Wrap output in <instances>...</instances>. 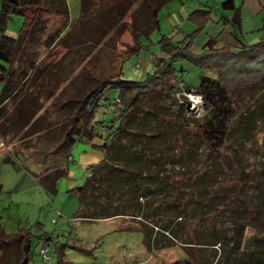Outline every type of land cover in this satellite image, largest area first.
Listing matches in <instances>:
<instances>
[{
  "label": "trees",
  "instance_id": "trees-1",
  "mask_svg": "<svg viewBox=\"0 0 264 264\" xmlns=\"http://www.w3.org/2000/svg\"><path fill=\"white\" fill-rule=\"evenodd\" d=\"M101 1L107 26L100 39L121 22L134 3L137 6L128 26L135 45L131 53L140 49V35L158 27L156 6L150 0H117L115 6L108 5L111 0H80L77 22L66 38L83 37L79 31L84 24L90 28L91 19H101L96 12ZM220 8L231 11V24L239 28V9L233 1H223ZM199 12L202 11H194L189 17ZM11 15L24 19L15 38L4 34ZM68 23L66 0H0V118L4 103L18 96L33 70L40 57V45L49 51ZM145 29L146 33H142ZM260 32L255 43H240L236 50L223 46L199 54L189 51L188 40L173 44L162 35L159 44L167 58H158L142 81L122 79L121 70L118 75L101 78L87 73L89 83L84 82L75 96L64 102L68 122L56 151L92 140L94 113L107 87L117 91L118 101L113 99L112 109L118 125L105 126L109 135L102 145L95 146L104 151L103 159L89 164L83 183L72 190L78 200L74 218H135L155 229L152 246H157L158 236L165 239L163 247L168 246L169 239L176 241L184 247L191 264H264V182L255 179L251 169L234 180L242 192L225 190L222 175L213 164L220 166L219 150L229 131L239 135L234 139L240 144L256 125L264 123V17ZM90 50L83 53L81 61L90 56ZM177 58L215 70L216 77L201 76L196 87L181 86L179 91L172 67ZM182 92L200 96L203 114H190ZM239 95H248L249 104L253 103L247 105L248 110L236 109ZM229 116L233 119L231 126H227ZM171 127L180 136H169ZM226 127L231 128L227 133ZM182 129L194 136H182ZM201 145L206 154L200 150ZM235 161L239 165L238 158ZM226 217L232 223L230 233L219 228ZM192 220L198 226L209 222L205 238H194V234L183 231ZM260 222L261 232L245 235L247 227ZM33 237L28 229L19 228L9 234L0 226V264H29ZM142 245L147 246L145 238ZM56 252L61 261L63 246L57 244Z\"/></svg>",
  "mask_w": 264,
  "mask_h": 264
},
{
  "label": "rangeland",
  "instance_id": "rangeland-1",
  "mask_svg": "<svg viewBox=\"0 0 264 264\" xmlns=\"http://www.w3.org/2000/svg\"><path fill=\"white\" fill-rule=\"evenodd\" d=\"M116 1L111 0L108 5L113 3L115 6ZM222 1H169L158 11V28L150 32L148 36L142 35L139 38L141 47L134 53H131L130 50L131 47H135L132 38L133 34L128 27L134 8H129L128 12L122 17L121 22L115 24V27L111 28L100 39L102 30L107 26L105 21L107 17L105 18L100 9L105 5L101 1L100 7L96 10L97 17H101V19H93L89 21L90 28H86L88 24H84L85 27L81 29V34L84 36L81 39L83 45L81 50L83 52L90 48L91 50L90 56L88 58L85 57L83 62H79L78 71L75 69V74L80 70H84V73H89L95 78H101L109 75H118L119 70H121L120 76L122 79L142 81L147 73L152 72L155 61L158 58H167V54L161 50L159 44V39L162 35L168 36L173 44L188 40V49L192 54H199L203 50L209 48L218 49L223 46H229L232 50H236L240 43H255L261 34L260 27L264 17V0H233L235 7L239 9L241 18L239 28L233 27L230 22L232 13L219 7ZM66 3L69 22L73 25L79 14L80 0H66ZM106 10L103 9V11ZM197 10L202 12H199L198 16L190 18L189 15ZM225 14H228V16L230 14L227 21L221 17V15ZM23 22L22 16L11 15L4 34L16 37ZM141 32L146 33V29ZM85 41H90L91 44L88 45ZM52 52H54L53 59H55L60 52H63V49L56 45L53 47ZM40 53L44 55L45 49L41 48ZM48 59V56L43 57L37 69L47 64L49 62ZM172 67L175 77L179 80V82L174 80L179 91H182L181 86L196 87L201 76L216 77L215 70L194 65L185 58L175 59ZM59 68L57 71L61 70L62 74L66 70V67L60 66ZM57 71L54 74L58 73ZM84 77L85 75H83V78L79 77V79L74 80L76 86L81 82L89 83V80ZM116 96L117 91L113 88L107 87L103 91L99 106L94 113L92 140L88 143L77 142L87 146L88 151L92 150L88 154L80 153L81 155L83 154L80 159L81 165L96 163L103 159L104 151L95 146L102 145L109 135V130L105 126L113 125L115 127L118 125L117 120H114L115 114L111 108L113 99ZM185 99L186 102H190L188 96H185ZM236 101L238 102L236 109L242 112L245 109L248 110L247 105L253 104H249L248 95H239ZM42 105V107L47 106L46 102L42 103ZM203 112L204 110L199 106L198 111L192 110L190 114L198 117ZM229 118L227 126L233 124L232 116H229ZM183 125L184 123L180 124L182 127ZM229 129L231 130L229 127L224 128L226 133ZM182 130V136L184 133L188 134V136H194L186 132V129ZM58 131H61V126L52 124L51 132ZM174 131L175 128L171 127L169 136H180L175 135ZM229 132L228 139L219 150L220 156L218 160L220 166L217 165L215 160L213 164L217 167V173L222 175V186L224 189L236 193L237 190L242 192V189H238V185L234 181L241 172L245 173L252 169L254 178L264 182V174L262 172L264 167V123L256 125V128L248 134L249 137L240 138V144H237L234 139L239 135ZM52 137L50 136V138ZM50 138L48 136H30V153L40 151L44 141L51 140ZM80 149V147L77 148L76 153H79ZM200 150L204 153L206 152V149L203 150L202 145ZM34 154L38 155V152H34ZM234 155L240 161L239 165L236 164ZM204 159L205 161L207 160V158L203 157L202 160ZM29 169L30 172L25 171L26 175L22 179L17 178L14 173L12 174L11 183L8 181L10 183L9 186L2 189L1 198L4 202L0 204V226L6 233H15L20 228L28 229L34 236L31 244L29 264H43L39 257V248L43 240L48 238L46 242L49 248V264H191L188 257L184 254L185 250L182 249L184 247H181L176 241L169 239L167 242L168 246L163 247L165 239L163 236H158L157 246H152L155 229L135 218L116 217L87 221L74 218L78 209V200L72 188L83 183L87 172L81 170L75 176V179L64 177L60 181V186L55 191H52L44 188L37 181L39 169L36 165L30 163ZM19 176L21 177V174ZM17 180L19 181L18 185L14 188ZM207 223L209 222H202L198 226L196 220H192L190 226L184 227L183 231L189 235L194 234L193 237L196 235L198 239H203L207 236ZM231 224L229 218L226 217L219 223V228L226 233H230ZM258 224L257 226L251 225L247 227L245 235L249 236L250 234L261 232L260 224L262 222ZM194 227L196 228L195 230ZM143 238H145L146 247L142 245ZM57 244L63 246L61 261H58ZM205 250L208 249L206 248Z\"/></svg>",
  "mask_w": 264,
  "mask_h": 264
},
{
  "label": "crops",
  "instance_id": "crops-1",
  "mask_svg": "<svg viewBox=\"0 0 264 264\" xmlns=\"http://www.w3.org/2000/svg\"><path fill=\"white\" fill-rule=\"evenodd\" d=\"M150 1L152 5L156 6V20L158 21L157 14L159 9L171 0ZM136 6L137 5L134 3L132 8ZM221 17L227 21L230 14L229 16L228 14L221 15ZM77 19L73 25H71V22L68 23L65 31L51 45L49 51L45 50L44 55L40 53L39 59L36 61L33 70L28 73L18 96L15 99L6 101L3 105L0 118V204L4 202L1 198L2 189L9 186L13 177L12 174L14 173L17 178L22 179L26 175L25 171L30 172V163H33L39 169L37 181L44 188L52 191H55V189L60 186V181L64 177L75 179V176L79 174L81 170L86 172L85 169L89 165L80 164L82 155L92 151H88L87 146L83 144L76 142L68 149L59 151L55 149L57 143L60 141V136L64 135L63 128L68 122L67 108L63 106L64 102L68 98L75 96L80 87L83 86L82 82L78 83L76 86L74 80L77 78L79 79V77L83 78V75H85L84 78L86 80L88 79L86 76L87 73H84L83 70L75 74V69L77 70L79 62H83V60L81 61L84 55V52L81 50L83 46L81 42L82 36L74 38L69 36L66 38V34L71 32ZM138 22L141 21L138 20ZM152 31L153 30L150 32ZM79 32L80 34L82 33V31ZM150 32L145 36H148ZM142 35H140L139 38ZM234 37L238 39L236 35H234ZM85 42L88 45L91 44L90 41ZM56 45L60 46L63 52H60L59 56L53 59L54 52L52 51L53 47ZM41 48H43V46L40 45V49ZM45 56H48L49 62L39 67L40 69H37L40 61ZM51 59L53 60L50 61ZM60 66L66 67V73L64 72L62 74L60 72L61 70L57 71L60 69ZM56 71L59 74H54ZM2 86L3 83L0 81V91ZM44 102H46L47 106L42 107L45 105H42ZM46 110L47 112H45ZM52 124L61 126V131L51 132ZM30 136L53 137L50 138L51 140L44 141L43 146H41V148L39 147L40 151H33L30 153ZM79 147L81 148L80 152L76 153V149ZM34 152H38V155H35ZM80 153L83 154L81 155ZM19 174H21V177ZM8 181H10V183ZM18 182V180L15 182L14 188L17 187ZM78 186L80 185H76L74 188ZM47 240H43L40 246L46 244Z\"/></svg>",
  "mask_w": 264,
  "mask_h": 264
},
{
  "label": "built area",
  "instance_id": "built-area-1",
  "mask_svg": "<svg viewBox=\"0 0 264 264\" xmlns=\"http://www.w3.org/2000/svg\"><path fill=\"white\" fill-rule=\"evenodd\" d=\"M135 67H132V68H135ZM183 94L186 97L188 96L189 99H190V102H186L187 109L190 112H192V110L198 111V108H199V106L201 104L200 96L195 94V93H192V92H187V93H183ZM117 101H118V97L114 99V102H117ZM198 103H199V105H197ZM0 146H1V143H0ZM39 257L42 260L43 264H49V262H50L49 248H48V246L46 244H43L39 248Z\"/></svg>",
  "mask_w": 264,
  "mask_h": 264
}]
</instances>
